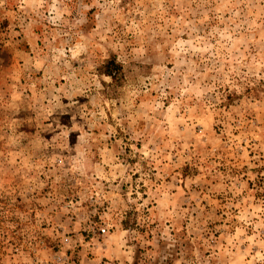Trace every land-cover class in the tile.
I'll return each mask as SVG.
<instances>
[{
    "label": "rangeland",
    "instance_id": "1",
    "mask_svg": "<svg viewBox=\"0 0 264 264\" xmlns=\"http://www.w3.org/2000/svg\"><path fill=\"white\" fill-rule=\"evenodd\" d=\"M94 262L264 264V0H0V264Z\"/></svg>",
    "mask_w": 264,
    "mask_h": 264
},
{
    "label": "trees",
    "instance_id": "2",
    "mask_svg": "<svg viewBox=\"0 0 264 264\" xmlns=\"http://www.w3.org/2000/svg\"><path fill=\"white\" fill-rule=\"evenodd\" d=\"M121 67L114 63V61H110L107 63L105 67V74L111 78H116V75L120 72Z\"/></svg>",
    "mask_w": 264,
    "mask_h": 264
},
{
    "label": "crops",
    "instance_id": "3",
    "mask_svg": "<svg viewBox=\"0 0 264 264\" xmlns=\"http://www.w3.org/2000/svg\"><path fill=\"white\" fill-rule=\"evenodd\" d=\"M107 252L105 253L106 256H110V254H112L114 252V249L112 246L107 244ZM104 257V256H103ZM109 258V257H108ZM94 264H98V262H94ZM108 264V263H105Z\"/></svg>",
    "mask_w": 264,
    "mask_h": 264
}]
</instances>
